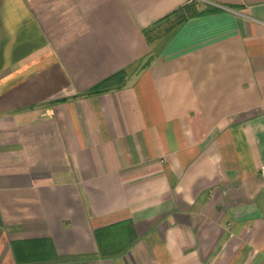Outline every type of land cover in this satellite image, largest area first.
<instances>
[{"label":"crops","instance_id":"obj_1","mask_svg":"<svg viewBox=\"0 0 264 264\" xmlns=\"http://www.w3.org/2000/svg\"><path fill=\"white\" fill-rule=\"evenodd\" d=\"M262 165L264 0H0V264H264Z\"/></svg>","mask_w":264,"mask_h":264},{"label":"trees","instance_id":"obj_2","mask_svg":"<svg viewBox=\"0 0 264 264\" xmlns=\"http://www.w3.org/2000/svg\"><path fill=\"white\" fill-rule=\"evenodd\" d=\"M191 4L184 6L183 8H181L179 10H176L175 12L169 14L163 20L158 22V24L160 23L159 25H161L164 21L172 19L169 27H167L165 30H162L160 32L161 33H168L169 31H171L172 29H174L175 27H177L178 25L183 23L188 18H190V17H192V16H194L196 14L204 13V12H208V11L212 10L211 7H207L205 9H203L202 11H198L197 12L194 8L191 7ZM158 26H157V28H158ZM149 33L151 34V30L148 31V34ZM158 35H159V33H155V35L152 34L151 38H154V37H156Z\"/></svg>","mask_w":264,"mask_h":264},{"label":"rangeland","instance_id":"obj_3","mask_svg":"<svg viewBox=\"0 0 264 264\" xmlns=\"http://www.w3.org/2000/svg\"><path fill=\"white\" fill-rule=\"evenodd\" d=\"M191 7L194 8L197 12L202 11L206 7L198 5L196 2H192ZM172 19L164 21L161 25L158 26L159 31L165 30L167 27H169Z\"/></svg>","mask_w":264,"mask_h":264},{"label":"built area","instance_id":"obj_4","mask_svg":"<svg viewBox=\"0 0 264 264\" xmlns=\"http://www.w3.org/2000/svg\"><path fill=\"white\" fill-rule=\"evenodd\" d=\"M260 173L264 176V165L260 167Z\"/></svg>","mask_w":264,"mask_h":264}]
</instances>
